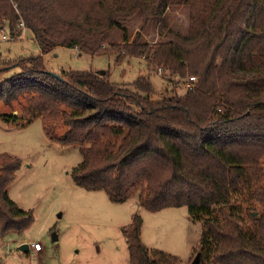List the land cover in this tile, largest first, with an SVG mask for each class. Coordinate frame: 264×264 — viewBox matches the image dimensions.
<instances>
[{
  "label": "trees",
  "instance_id": "16d2710c",
  "mask_svg": "<svg viewBox=\"0 0 264 264\" xmlns=\"http://www.w3.org/2000/svg\"><path fill=\"white\" fill-rule=\"evenodd\" d=\"M176 6L188 7L186 36L161 25L164 43L128 44L123 22L139 13L145 28ZM20 22L40 55L0 67V103L25 97L24 111L67 128L60 143L83 156L71 173L77 186L117 203L136 194L151 213L186 207L203 227L200 264H264V0H0V26L14 36ZM115 28L120 46L109 45ZM58 47L91 57L116 48L196 81L181 97L153 100L146 77L126 91L106 72L56 78L42 58ZM11 67L19 72L4 78ZM19 168L0 154V237L33 222L7 194ZM141 225L133 216L122 229L129 264H175L160 251L148 257Z\"/></svg>",
  "mask_w": 264,
  "mask_h": 264
},
{
  "label": "rangeland",
  "instance_id": "374dc122",
  "mask_svg": "<svg viewBox=\"0 0 264 264\" xmlns=\"http://www.w3.org/2000/svg\"><path fill=\"white\" fill-rule=\"evenodd\" d=\"M188 14L187 6L169 7L161 18H151L142 28L141 14L136 13L122 23L126 40L128 44L135 40L140 44L164 43L161 25L186 36ZM121 44L123 32L115 28L110 33L109 45ZM116 50L107 47L106 54L91 57L79 55L77 49L58 47L42 60L45 69L54 75L63 71L99 75L106 72L109 81L125 91L138 78L146 77L153 100L181 97L185 93L186 79L175 81L162 68L166 73L158 75V67H147L142 58L125 57L121 50ZM39 55L40 49L29 31L7 41L0 35V67ZM18 72V67H11L4 78ZM24 109L26 98L22 96L9 105L0 103V116L18 115L14 122L0 117V154L20 161V168L6 190L19 209L32 213L33 222L21 233L0 237V264H129L122 229L132 222L133 216L142 221L140 238L150 259H154V251H160L176 257L175 264H191L198 254L203 227L202 223L191 221L186 207L151 213L138 203L136 194L117 203L101 189L77 186L71 173L83 159L80 145L60 143L58 138L67 130L64 125H44L40 114L31 115ZM53 234L56 240H52ZM21 240L28 248L38 243L42 251H20Z\"/></svg>",
  "mask_w": 264,
  "mask_h": 264
},
{
  "label": "built area",
  "instance_id": "2783aa9c",
  "mask_svg": "<svg viewBox=\"0 0 264 264\" xmlns=\"http://www.w3.org/2000/svg\"><path fill=\"white\" fill-rule=\"evenodd\" d=\"M16 29L15 30V33L18 34V35H14V36H17V38H20L21 35H23V32L25 31V27H24V24L23 22H20L19 24H17L16 26ZM0 35H1V39L3 41H7L8 39H11V38H14V36L10 35L9 33H7V28H6V25L4 26V23L2 24V26H0ZM157 74L158 75H161V74H165L166 72L159 68L157 70ZM172 79H174L175 81L178 80V77L177 76H173ZM196 80L194 77H190L188 78L187 82L185 83V87L186 88H190V86L192 85V83H194ZM30 247L33 249V251L35 252H38L41 250V246L38 244V243H32L30 244Z\"/></svg>",
  "mask_w": 264,
  "mask_h": 264
},
{
  "label": "water",
  "instance_id": "95a60500",
  "mask_svg": "<svg viewBox=\"0 0 264 264\" xmlns=\"http://www.w3.org/2000/svg\"><path fill=\"white\" fill-rule=\"evenodd\" d=\"M54 75V74H53ZM100 75H104V72L100 73ZM56 78H58L57 75H54ZM57 237L53 234L52 235V240H56ZM18 249L20 251H25L27 252L28 251V245L27 244H21L19 245ZM199 260H200V256L199 254H196V256L194 257L193 261L191 262V264H199Z\"/></svg>",
  "mask_w": 264,
  "mask_h": 264
},
{
  "label": "crops",
  "instance_id": "0c3cea01",
  "mask_svg": "<svg viewBox=\"0 0 264 264\" xmlns=\"http://www.w3.org/2000/svg\"><path fill=\"white\" fill-rule=\"evenodd\" d=\"M166 11H167V10H166ZM165 13H166V12H165ZM21 244H26V242L21 240V241L18 243V245H21ZM29 250L33 251V249H32L30 246H29V248H28V251H29ZM41 251H42V248H41V250L38 251V252L33 251V253H34V254H39ZM192 256H193V255H192ZM192 256H191V257H192Z\"/></svg>",
  "mask_w": 264,
  "mask_h": 264
}]
</instances>
